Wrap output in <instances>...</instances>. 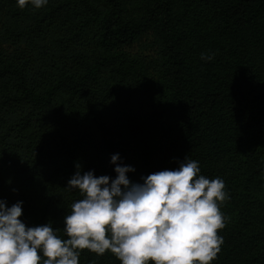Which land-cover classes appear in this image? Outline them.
I'll return each instance as SVG.
<instances>
[{
  "label": "trees",
  "instance_id": "1",
  "mask_svg": "<svg viewBox=\"0 0 264 264\" xmlns=\"http://www.w3.org/2000/svg\"><path fill=\"white\" fill-rule=\"evenodd\" d=\"M5 5L0 200L22 202L26 226L51 223L67 239L65 216L82 198L67 189L77 171L115 179L118 154L136 184L187 158L230 197L212 264H264V0H48L23 10L0 0V12ZM147 33L153 78L127 50ZM79 264L121 261L84 250Z\"/></svg>",
  "mask_w": 264,
  "mask_h": 264
},
{
  "label": "clouds",
  "instance_id": "2",
  "mask_svg": "<svg viewBox=\"0 0 264 264\" xmlns=\"http://www.w3.org/2000/svg\"><path fill=\"white\" fill-rule=\"evenodd\" d=\"M17 3L21 10L29 4L39 9L48 0ZM119 159L111 158L115 179L77 171L68 181L67 189H78L82 198L65 216L67 239L51 223L26 226L22 202L8 207L0 200V264H79L84 250L99 256L110 251L121 264H212L224 243L218 232L227 220L220 208L230 198L225 182L206 178L198 161L185 158L176 170L133 184L127 173L135 169Z\"/></svg>",
  "mask_w": 264,
  "mask_h": 264
},
{
  "label": "rangeland",
  "instance_id": "3",
  "mask_svg": "<svg viewBox=\"0 0 264 264\" xmlns=\"http://www.w3.org/2000/svg\"><path fill=\"white\" fill-rule=\"evenodd\" d=\"M34 8V7H33ZM129 11H132L134 8L133 4L127 6ZM35 9V8H34ZM0 19L2 21L10 22L12 19L9 18L7 13V6L5 5L0 12ZM127 50L132 54H138L142 56L146 62L148 67V76L153 78L155 75V69L158 61L157 47L155 45V39L151 33L145 34L138 41L131 44ZM146 104V98L144 95H140L137 100V107H143ZM139 161V155L137 153L134 154L133 164L136 167ZM132 182V181H131Z\"/></svg>",
  "mask_w": 264,
  "mask_h": 264
}]
</instances>
